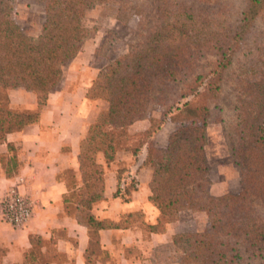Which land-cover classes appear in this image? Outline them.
Instances as JSON below:
<instances>
[{
    "label": "trees",
    "instance_id": "trees-1",
    "mask_svg": "<svg viewBox=\"0 0 264 264\" xmlns=\"http://www.w3.org/2000/svg\"><path fill=\"white\" fill-rule=\"evenodd\" d=\"M45 21L38 37L27 34L0 0V144L5 135L40 120L49 94L61 82L63 67L81 52L90 31L83 25L92 5L109 6L124 26L154 9L156 19L141 42L112 60L93 81L90 100L108 104L88 130L79 155L81 185L68 180L65 211L88 230L86 264H97L104 251L100 232L133 224L146 233H163L182 211L202 212L210 229L173 237L179 264H264V0H38ZM110 44L96 50L104 55ZM216 58L208 69L203 60ZM227 73L229 77L227 78ZM225 81L229 91L226 92ZM36 95L38 110H15L9 91ZM230 98L228 115L224 99ZM166 107L150 117L153 105ZM149 119L150 128L133 138L128 128ZM166 122L178 124L164 147L152 137ZM222 125L228 152L241 173L242 191L215 196L208 163V126ZM136 140V145L130 143ZM146 147L144 165L152 169L149 202L158 210L154 224L141 211L118 222L93 214L104 200L105 168L118 153L134 157ZM11 150L12 148L9 147ZM13 151V150H12ZM16 155L10 166L17 167ZM9 171H12L10 169ZM114 197L128 201L138 182L119 170ZM30 236L24 261L17 264H75L57 245L65 237ZM7 249L0 248V264Z\"/></svg>",
    "mask_w": 264,
    "mask_h": 264
},
{
    "label": "crops",
    "instance_id": "crops-1",
    "mask_svg": "<svg viewBox=\"0 0 264 264\" xmlns=\"http://www.w3.org/2000/svg\"><path fill=\"white\" fill-rule=\"evenodd\" d=\"M82 56L81 50L67 62V71V63L63 67L62 80L50 92L40 112L39 122L5 135L4 142L0 144V202L10 189L16 188L33 204V216L25 227L14 229L0 221V245L7 249L6 264L24 261L31 235L48 239L53 231L65 234L57 245L61 252L75 264L87 263L88 230L65 211L68 180L72 178L78 186L81 185L79 155L89 127L99 114L98 105L102 103L87 98L88 90L100 70L93 69L90 63L83 66ZM9 98L15 110H38L37 98L32 92L14 89L9 91ZM150 125L148 119L137 121L128 131L143 132ZM14 155L17 156L16 168L9 165ZM146 155L141 153L134 157L130 153H118L116 161L107 165L104 156L98 154L97 162L105 168V192L104 200L93 208L96 217L118 222L124 215L141 211L147 223L156 222L159 212L149 202L152 169L144 165ZM121 169L138 182L137 190L128 201L114 197ZM188 213L193 217L197 215L182 211L178 220L167 225L163 233H146L137 224L102 230L100 243L104 254L96 263L179 264L172 258L175 249L173 237L187 233L188 224L184 215Z\"/></svg>",
    "mask_w": 264,
    "mask_h": 264
},
{
    "label": "rangeland",
    "instance_id": "rangeland-1",
    "mask_svg": "<svg viewBox=\"0 0 264 264\" xmlns=\"http://www.w3.org/2000/svg\"><path fill=\"white\" fill-rule=\"evenodd\" d=\"M8 7L11 9L14 20L19 26L30 36L38 37L42 30V25L45 21L44 7L38 0H5ZM188 4L197 5V0H186ZM155 10H149L144 16H137L131 22L124 26L119 23L114 17V10L109 7H100L98 5L90 6L83 19V25L90 31L89 37L83 41L82 50V64L83 66L89 64L93 69L102 70L112 60L126 54L131 45H137L141 42L143 37L148 33L155 22ZM108 41L110 46L104 55H99L96 50L101 48L103 43ZM207 68H213L216 64V58L208 57L203 60ZM67 65L65 70L67 71ZM227 73V78L229 77ZM226 92L228 89V82L225 81ZM230 98L224 99L226 106V115H228ZM101 101V100H98ZM98 116L95 120L97 122L108 110V104L101 101ZM106 106V107H105ZM166 107L155 104L149 112L150 117L162 118ZM149 120V119H148ZM178 124L166 122L163 127L152 137V141L158 147H164L169 139V136L177 128ZM144 132V131H143ZM130 133L133 138H137L141 133ZM209 142L207 145L208 163L210 167V178L212 181L211 193L215 196H222L227 193L238 194L242 191L241 173L237 167L234 166L230 154L228 152V141L224 135V130L221 124L212 123L208 126ZM131 145H136V140H133ZM146 147L142 148L141 153H146ZM194 213V212H193ZM187 220V232H203L210 229L208 217L205 213L198 212L197 215L188 213L184 215ZM0 221L5 223L1 218ZM6 224V223H5ZM8 225V224H7ZM10 226V225H9ZM11 227V226H10ZM1 249H6L0 245ZM172 251V258L180 256V251Z\"/></svg>",
    "mask_w": 264,
    "mask_h": 264
},
{
    "label": "built area",
    "instance_id": "built-area-1",
    "mask_svg": "<svg viewBox=\"0 0 264 264\" xmlns=\"http://www.w3.org/2000/svg\"><path fill=\"white\" fill-rule=\"evenodd\" d=\"M32 216V201L16 188L10 189L0 202V218L14 229L25 227Z\"/></svg>",
    "mask_w": 264,
    "mask_h": 264
}]
</instances>
